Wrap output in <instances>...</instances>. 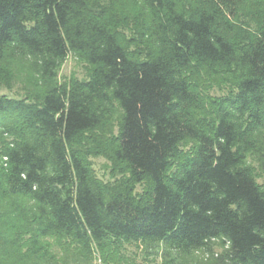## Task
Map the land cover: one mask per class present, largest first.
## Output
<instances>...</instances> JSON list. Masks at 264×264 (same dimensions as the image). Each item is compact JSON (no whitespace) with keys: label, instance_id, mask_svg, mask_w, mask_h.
<instances>
[{"label":"trees","instance_id":"1","mask_svg":"<svg viewBox=\"0 0 264 264\" xmlns=\"http://www.w3.org/2000/svg\"><path fill=\"white\" fill-rule=\"evenodd\" d=\"M242 1L144 0L142 51L110 3L0 0V68L14 46L51 80L70 52L92 67L37 98L0 95V264H121L125 243L161 264H264V189L241 149L264 129V24L237 35ZM199 75L226 77L229 93L208 100ZM110 100V157L127 174L114 191L79 147Z\"/></svg>","mask_w":264,"mask_h":264},{"label":"rangeland","instance_id":"2","mask_svg":"<svg viewBox=\"0 0 264 264\" xmlns=\"http://www.w3.org/2000/svg\"><path fill=\"white\" fill-rule=\"evenodd\" d=\"M93 3L111 4L115 17L118 19L120 33L127 39L132 49L144 51L143 37L140 23L145 20L144 0H92ZM234 29L240 34H254L258 27L264 24V0H243L232 19ZM0 68V95L14 98H37L45 88L57 82L68 85L74 80H86L92 67L79 54L70 52L65 59L58 62L54 71L55 77L49 79L44 73L42 62L37 58L14 46ZM198 87L209 100L218 102L229 93L231 85L224 76L209 78L205 75L193 77ZM209 106V105H208ZM121 112L113 100L103 103L100 110V122L92 130L82 136L79 145L82 155L88 164L91 174L109 190L120 189L127 179L125 170L115 164L110 157L112 140L118 133ZM247 143L241 146L244 154L242 167L247 168L257 184L264 189V129L257 130L247 138ZM192 141L181 143L183 152L193 147ZM147 186L136 184L133 188L135 195L145 192ZM221 244L215 242V251H220ZM121 264H161L160 258L145 256L140 248L132 244H124L121 248ZM195 258L205 261L208 256L203 252H195ZM88 264H104L102 257L95 254Z\"/></svg>","mask_w":264,"mask_h":264}]
</instances>
